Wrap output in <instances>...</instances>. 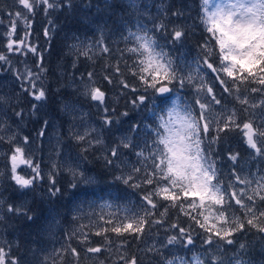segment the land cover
<instances>
[{
    "label": "snow or ice",
    "instance_id": "1",
    "mask_svg": "<svg viewBox=\"0 0 264 264\" xmlns=\"http://www.w3.org/2000/svg\"><path fill=\"white\" fill-rule=\"evenodd\" d=\"M18 2L28 14H34L36 9L42 6L47 15L49 10L61 6L57 0H18ZM67 3L70 5L71 0H67ZM209 5L210 0H202L200 20L207 36L198 45L199 52L194 58L191 57L190 49L183 50L187 32L182 25L174 26L170 34H167V26L159 23L154 25L155 31L129 30L124 36L125 51L131 54L133 59L131 72L139 84H130L126 79L121 78L120 86L122 90L129 89L134 93L131 97L134 109L146 112L154 118V123L144 125L147 129L146 134L152 137L151 143L145 141L144 147L140 148L134 136L123 135L119 137L118 144L109 148L103 140L104 128L99 130L95 127L86 128L81 133L73 132L72 128L76 125H70L71 139L77 145H81V151L77 156L69 153L66 158L52 162V171L47 173L50 187L46 195L49 198L63 195L64 190L56 186L55 180V175H59L62 170H66L71 175L68 183L70 190L77 189L81 184L91 185L93 177L87 174L88 170L84 167V161L88 159L85 153L96 145H104L105 166L110 169L119 168L120 172L114 176V179L132 189L133 195H138L143 202L131 201L128 194L119 196V199L132 203L136 211L129 210L128 205L125 204V215L122 219L118 216L107 219L104 216L100 217L104 224L111 226L109 228L96 226L94 235L102 236L104 245L92 246L94 242L91 241L89 233L82 231L88 225L81 224L79 229H74L67 238L79 239L87 253L99 254L104 250L111 251V248H105V245L113 243L105 235L109 231L115 233L117 237L127 234L136 241L141 240L146 234H151L153 226H164L166 223L164 217L168 215L170 209L175 208H178L180 214L191 220L196 227L207 233L203 243L209 247L202 252H194L191 260L184 256H175L172 259L165 257V264H208L209 259L211 264H232L231 261L226 262L222 258L221 252L227 250L222 248L220 242L227 245L236 243L237 241L233 239L234 235L246 231L245 219L246 224L252 229L264 233V176L257 181L258 190H253L259 198L258 205L253 195H249L244 189H237L231 181L227 186L222 183L220 169L212 151V145L222 139L220 133L235 127L242 131L248 147L255 150L258 156H264V145L255 139L257 136L264 137V112L260 117L261 125L254 126L249 121L241 126L237 123L236 110L232 109L231 115H227L226 98L217 95L221 89L223 93L229 95L235 90L237 100L241 104H247L248 98L246 96L241 98L239 95L240 85L258 84L259 88L252 87L250 91L264 93V0H216L211 7ZM131 6L135 7L134 0ZM172 16L180 17L182 12L174 11ZM20 20L25 22L27 29H31L32 21L29 16L18 11L7 33L8 52H15L21 56H26L27 53L39 55L40 61L35 65L39 71H33L25 64L26 74L21 73L12 67L11 59L4 54H0V62L9 65L6 71L12 72L16 81H19L20 93H26L37 102L44 101L47 92L43 87V74L47 70L43 67L42 53L38 52L37 47L26 42V37L30 34L28 31L24 34L25 39L17 38L15 41L12 39ZM141 31L143 34H140ZM159 31L167 34L165 45H161L156 36V32ZM44 35L49 36V29H45ZM129 44L132 46L128 47ZM168 45L171 47L169 48ZM70 47H76L80 55L91 59L90 48L84 50L83 45ZM24 49L27 51L25 52ZM103 51L107 53L109 49L104 47ZM115 72L121 74L118 66ZM88 79L93 81L92 72L88 73ZM104 79L109 84L114 83V78L110 75L106 74ZM216 82L219 83V88L216 87ZM189 86L195 93L194 102L186 91ZM83 94L90 96L92 101L105 104L106 94L100 87L94 85V81L92 84L84 85ZM5 101L6 97L0 95V103ZM261 104H264V101H261ZM38 107V104H32L34 111ZM63 111L75 121L79 110L75 104H64ZM104 111L108 112L106 105ZM121 115L127 116L128 112L125 111ZM16 116L22 119L23 111L16 112ZM83 116L84 114L80 113L81 120ZM102 119L104 127L111 132L113 124L111 117L105 115ZM48 125L49 121H44V127L37 133L39 139L45 137ZM2 128L3 125L0 124V129ZM140 130L138 124H133L130 129L137 135ZM98 131L99 134H96ZM15 137L16 134L13 133L8 139V142L13 144L9 157L11 167L8 178L17 186L21 196H27L30 192H36L37 187L44 180L45 173L42 172L40 164L34 160L33 153L26 147L31 143L30 138L25 136L24 143L20 144L13 143ZM3 139L4 137L0 136V140ZM121 147L132 150L139 148L135 154L138 161L144 164L142 179L139 177L142 169L135 165L131 166V172L125 174V163L121 160L124 154L120 151ZM146 150L147 155H145ZM60 155L58 151L57 156ZM229 159L235 162L237 156L230 154ZM22 167L30 169L31 175L24 173ZM233 175L237 184L250 186L253 183L247 176L238 175L235 171ZM139 189L143 191L138 192ZM69 194L76 199L75 191H70ZM232 201L239 206V210L233 207ZM2 206L3 200L0 197V208ZM23 208V204L20 206L10 204L7 210L19 214ZM238 211H243L244 217H241ZM82 218V209L74 207L73 219ZM171 229L178 230L179 235L171 232L166 236V243L159 242L160 247L179 245L191 251L189 246H195L191 225L185 228L173 222ZM164 230L168 232L167 228ZM77 233L81 234L78 236ZM258 238L264 241V235ZM131 242L129 239L121 240L116 248V251L120 252L119 259L123 260L124 264H138L135 257L129 260L121 251ZM68 247L71 248L72 256L77 258L76 264H79L77 249L70 244ZM240 247L244 249L246 245L241 244ZM7 258L8 253L0 246V264H6ZM87 259H99V257H87ZM11 264H22V262L19 259H11ZM100 264H105L104 260H100ZM235 264H244V262L236 259Z\"/></svg>",
    "mask_w": 264,
    "mask_h": 264
},
{
    "label": "trees",
    "instance_id": "2",
    "mask_svg": "<svg viewBox=\"0 0 264 264\" xmlns=\"http://www.w3.org/2000/svg\"><path fill=\"white\" fill-rule=\"evenodd\" d=\"M59 3L61 6L56 8L53 14L50 15L53 22L49 29V36L43 37L44 44L41 48H37L38 52L42 53L43 67L47 70L43 74V87L47 92L45 99L46 115L52 114L59 117L60 115L58 114L63 110L64 104H84L86 99L80 84L90 82L88 73L92 72L95 86L100 87L106 94L104 106H107L108 112L105 115L110 116L113 121L111 132L104 128L103 140L105 145L109 148L113 147L119 143L120 136L131 135L135 137V142L140 145V148H143L145 141L148 143L152 141V137L146 134L147 129L144 128V125L146 123H154V118L146 112L134 109L131 104V97L134 93L129 89L122 90L120 86L121 78L126 79L130 84H139V81L132 75L131 66L133 65V59L131 54L125 51L124 41V36L128 34L127 29H134L132 14H134L136 9H131L124 3V0H71V4L66 7L62 1H59ZM201 3L202 0H162V4L158 8H149L146 11L141 20V28L155 31V24L164 23L167 26V34H170L174 26L182 25L187 32L184 49L185 51L190 49L191 57L194 58L199 52L198 45L207 36V33L203 31V25L200 20ZM212 4L213 2L210 0L209 7ZM177 10L182 12V16H172V13ZM42 20L44 21V19ZM167 34L164 31L156 32L161 45L167 43ZM39 35L42 34L39 33ZM77 38L99 42L97 43L99 51L91 55V59L82 55L73 58L75 53L72 52V49L75 47L70 46L75 45ZM131 46V44L128 45V47ZM104 47L109 49L107 53L103 51ZM168 47L170 48L171 45H168ZM35 61L36 63L40 61L39 55H37ZM70 61L73 63L72 66L68 65ZM216 62H219L218 58ZM117 66L121 70L119 75L115 72ZM38 71L39 69H37ZM106 74L114 78V83L109 84L104 79ZM229 83L231 84V81ZM216 87L219 88L218 82H216ZM252 87L259 88L260 85H240V89L244 93H247ZM186 91L189 93L190 98H193L190 86L186 88ZM259 93L256 92L257 95ZM217 95H222L226 98V93H223L222 89L217 92ZM18 105H20V111H23V118L18 117L17 119L15 138L20 134L21 136L35 139L33 136L36 133V129L33 128V123L36 119L31 115L32 113H30L25 98ZM87 107L91 109V116L98 113L91 104ZM125 111L128 112V115H121ZM239 119L240 122H243L244 117L242 114L239 115ZM133 124L140 125L141 130L138 135L130 131ZM63 132L60 131L59 134H64ZM220 135L222 139L217 144L212 145V151L216 164L220 169V179L227 186L230 181L229 155H236L238 158H242L240 162H243L247 159L246 155L251 150L242 143V136L238 128L233 127L231 130L220 133ZM0 136L2 135L0 134ZM7 139L9 138L4 137L3 140H0V197L3 200V206L0 208V246L8 253L6 264H11V259H19L22 264H76L77 258L72 256L71 248L68 247L69 244L77 249L79 264H95L90 263V260L87 259V252L79 239L73 237L69 240L67 238L73 230H63L62 228L64 224L71 227L77 225V223H80V225L85 224L88 218L91 219L85 211L82 213V219L74 220V207H85L92 199L104 201L109 198L116 205H120L117 209V216L120 215V218H123L125 215V204L128 205V209L131 211H136V209L129 201L119 199V196L128 194L131 201L143 203L138 195H133L132 189L127 188L114 179V176L120 172L119 168L110 169L105 166L104 145H96L85 153L88 159L84 161V167L88 170L87 174L93 177L91 185L81 184L77 189L70 190L68 183L71 180V176L61 171L59 175H55V180L56 186L64 190L63 195L52 198L46 195L47 189L50 187L47 178L39 186L43 190L41 191V198H37L35 193L21 196L17 186L8 178L10 177L11 167L9 153L13 145ZM138 150L139 148L132 150L121 147L120 151L124 154L121 160L125 163V174L128 170L131 172V166L135 165L142 169L139 174L142 179L144 164L138 161L135 154ZM147 154L146 150L145 155ZM148 166L149 168L151 167L150 164ZM134 175L136 174L134 173ZM70 191L77 193L76 199L69 194ZM137 191H143V189ZM258 202L260 203V201ZM161 203L166 202L161 201ZM10 204L15 206L23 204L24 208L19 214L10 213L7 210ZM25 212L27 214H24ZM100 212L102 211L93 213L98 214ZM238 214L244 217L242 211H238ZM29 216L32 218L29 219ZM104 217L107 219L112 216L105 214ZM49 218L53 221H59L60 224H56L62 230H47L46 222ZM164 220L166 221L164 226H153L151 234H146L139 241L127 236V234L117 237L115 233L110 231L105 233L113 241L111 245H105V248H111V251L104 250L95 255L111 264H124V261L119 259L120 252L116 251L118 242L124 239H129L132 242L129 245H125L121 251L129 260L135 257L138 264H165V257L172 259L175 256L187 255L189 249L181 248L179 245L167 248L160 247L159 242L166 243L164 239L171 232H176L179 235L178 230L171 229L173 222L185 228L191 225L196 250L202 252L208 247V245L203 243L207 233L196 227L186 216L180 214L178 208L170 209ZM98 222L97 226L111 227L104 224L101 219ZM244 222L246 231L237 232L234 235L233 239L237 241L236 243L227 245L220 242L222 248L227 250L222 251L221 256L226 262L231 261L232 264H235L236 259L243 261L244 264H264V241L258 238L264 234L248 226L246 219ZM165 228L168 229V232H165ZM82 231L89 233L91 241L94 242L92 246L105 244L102 236L94 235L96 230L85 227ZM58 233L64 234L58 236L56 235ZM152 239L157 240L158 245L145 246L146 242ZM49 242L54 248L47 251L42 247H47ZM241 244L246 245V247L241 249ZM189 248H192V246ZM43 253L45 254L44 257ZM208 264H211V259L208 260Z\"/></svg>",
    "mask_w": 264,
    "mask_h": 264
},
{
    "label": "rangeland",
    "instance_id": "3",
    "mask_svg": "<svg viewBox=\"0 0 264 264\" xmlns=\"http://www.w3.org/2000/svg\"><path fill=\"white\" fill-rule=\"evenodd\" d=\"M59 1H62L65 7L69 5L67 3V0H57L58 3ZM134 2H135V7H132L131 6L132 0H124V3L127 6H129L131 9H136L134 11V14H132L134 29L131 30L128 28L127 32L129 30L136 32L142 29L141 20L142 17L146 14V11L149 8L151 9L158 8L160 4H162V0H134ZM212 2L214 4L216 0H212ZM18 11L29 16V19L32 21V26L31 29L29 30L26 28L25 22L23 20H20L17 23V31L12 37V39L14 41L17 40V38L25 39L24 34L26 31H28L30 32V34L26 37V42L37 48L38 47L41 48V46L44 44V40L42 38L43 37L45 38L44 35L45 29L46 28L50 29L51 23L53 22V20H51L50 18V15H52L55 10H49L48 14L46 15L45 12L43 11V7L40 6L36 9L34 14H28L27 10L24 9L19 4L18 0H0V54H4L8 56L12 61V67L18 70L19 72L26 74L25 64L28 67L32 68L33 71H37V68L35 67L36 65L35 58H37V55H33L32 53H27L26 56H21L15 52L9 53L7 49V42L9 39L7 33L11 27L12 19L16 17V13ZM42 19H44V21ZM39 33H41L42 35H39ZM140 34H143V32L141 31ZM83 40L77 38L75 45L78 46L83 45L84 50L90 48L91 51H89V56L99 51V47L97 44L98 42L86 40L85 38ZM72 50H73L72 52L75 53V55H73V58L80 55V52L77 50L76 47ZM183 50L185 51V49ZM24 51L26 52L27 49H24ZM72 64L73 63L71 61L68 62L69 66H72ZM8 67H9L8 64L4 62H0V95L6 97V101L4 103H0V124L3 125V128L0 129V134L4 137L9 138L13 133H15V129L17 127V119H18V116H16V112L20 111V107H19L20 105H18V103H22L23 99L25 98L30 113H32L31 115L36 119V121L33 123V128L36 129L35 131L36 133L33 136L35 137V139H30L31 143L29 145H26V147L33 153L34 160L40 164L42 172L45 173L44 180H46L48 178L47 173L52 171L53 161H56L61 158H66V156L69 153H71V155L73 156H77L81 151V145H77L76 142L71 139V135L69 131L70 125L72 124L76 125V127L72 128L73 132L79 131L81 133H83L86 130V128L95 127L97 130L101 128H105L102 119L106 114L104 111L105 106L101 105L99 102L92 101L90 99V96H85L86 102L82 105L79 103H68V104H75L79 110L75 121H73V118L70 115L66 114L63 110L58 114L60 115L59 117L52 114L46 115L47 113H46L45 100L37 102L33 100L31 96H28L26 93H20L18 87L19 81H16V77L15 75H13L12 72L6 71ZM93 81L84 82L80 84V86L83 89V93H84V85L86 83L92 84ZM192 95L194 102L195 93L193 91H192ZM236 96L237 93L235 91L232 92L231 95L226 93L227 115H231L232 109H235L237 112V123L239 121V115L242 114L244 117L243 122L239 123L241 126L244 122H249V121L252 122L254 126L261 125L262 121L260 117H261V113L264 112V104H261V101H264V93H259L255 97V101L253 102H249V98L246 95V97L248 98L247 104H241L239 100H237ZM240 96L241 98L245 97L243 95ZM32 104H38L39 107L34 111L32 109ZM89 104H91L92 107L94 106L95 110L98 111V113H95L94 116L90 115L91 109L87 107ZM196 110L197 112H199L198 107L196 108ZM80 113L84 114L83 120L80 119ZM46 120L49 121V125L46 129L45 137L41 140L37 137V133L40 131L42 127H44V121ZM63 128H64V132H63ZM238 130L240 131V129ZM60 131L63 132L64 134H59ZM240 133L242 136L241 137L242 143L248 147L242 131H240ZM96 134H99V131ZM103 138H104V131H103ZM255 139H257V141L261 145H264V137L257 136ZM58 140L59 143H57ZM13 143L23 144L24 136H21L19 134L17 138H15V141ZM248 148L251 150V152L246 155L247 159L244 160L243 162H240L242 158H238V157L235 162H233L230 159V166H229L230 181L232 182L233 186L236 187L237 189H244L249 195H253L254 199L257 200V204L259 205L258 202L259 198L258 196L255 195V192L253 190H258L257 181L260 180L261 176H264V156H258L255 150L251 149L250 147ZM58 151L61 153L60 157L57 156ZM11 152L9 153V157L11 155ZM22 171L24 173H27L28 175H31V170L26 167H22ZM62 171L65 174L71 176L66 170H62ZM233 171H235L238 175L247 176V178L252 180L253 183L250 186L237 184L235 176L233 175ZM128 172L130 171L128 170L126 174ZM42 190L43 189L39 188V186L37 187L35 192V196L37 198H41ZM45 193H43L44 196H46ZM246 202L251 203L250 201H246ZM232 205L233 207L235 206V208L239 210V206L236 205L234 201ZM119 207L109 198H106L104 201L92 199L89 203H87V206L80 207L82 209V213L86 211L89 217L91 218V219L88 218L87 222L83 225H88V228L92 230H97L96 226L99 224L98 221L100 220V217L104 216L105 214H110V216L116 217L117 209ZM96 211H102V212L98 214L96 213L94 214L93 212ZM118 217H120V215H118ZM56 223L60 224L59 221L56 220L53 221L51 218H49L48 221L46 222L47 230H56V229L62 230L59 227V225ZM80 226H81L80 223H77V225H73L71 227L64 224L62 228L63 230H67V229L74 230V229H79ZM63 234L64 233H58L56 235L62 236ZM80 234L81 233H78V235ZM164 241L166 242V239H164ZM157 245H158L157 240H153V239L147 241L145 244V246L147 247H152ZM42 248L43 249L45 248V250L50 251L54 247L49 242L47 247H42ZM194 252H199V250H196V248L192 246L191 251L187 252V255L183 254V256L186 259L191 260ZM44 256L45 254L43 253V257ZM86 256L97 257L93 253H86ZM89 260L90 263L100 264V260H104V259L99 258V259H89ZM104 262L105 264H111L106 262L105 260Z\"/></svg>",
    "mask_w": 264,
    "mask_h": 264
},
{
    "label": "flooded vegetation",
    "instance_id": "4",
    "mask_svg": "<svg viewBox=\"0 0 264 264\" xmlns=\"http://www.w3.org/2000/svg\"><path fill=\"white\" fill-rule=\"evenodd\" d=\"M235 91V90H234ZM240 95H243V96H246L247 95V97L249 98V102H253V101H255V97L257 96V94L256 93H253V92H251L250 90L247 92V93H244V92H242V91H240V93H239ZM235 99V98H234ZM240 123V119H239V121H238V124Z\"/></svg>",
    "mask_w": 264,
    "mask_h": 264
},
{
    "label": "water",
    "instance_id": "5",
    "mask_svg": "<svg viewBox=\"0 0 264 264\" xmlns=\"http://www.w3.org/2000/svg\"><path fill=\"white\" fill-rule=\"evenodd\" d=\"M264 234V233H263Z\"/></svg>",
    "mask_w": 264,
    "mask_h": 264
}]
</instances>
